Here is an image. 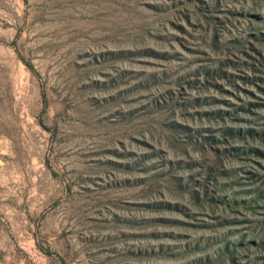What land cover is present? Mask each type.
Masks as SVG:
<instances>
[{
	"label": "rangeland",
	"instance_id": "rangeland-1",
	"mask_svg": "<svg viewBox=\"0 0 264 264\" xmlns=\"http://www.w3.org/2000/svg\"><path fill=\"white\" fill-rule=\"evenodd\" d=\"M0 264H264V0H0Z\"/></svg>",
	"mask_w": 264,
	"mask_h": 264
}]
</instances>
